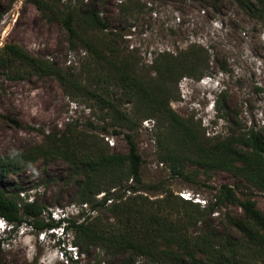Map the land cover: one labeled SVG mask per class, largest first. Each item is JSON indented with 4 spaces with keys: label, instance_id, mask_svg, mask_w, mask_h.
I'll return each mask as SVG.
<instances>
[{
    "label": "rangeland",
    "instance_id": "rangeland-1",
    "mask_svg": "<svg viewBox=\"0 0 264 264\" xmlns=\"http://www.w3.org/2000/svg\"><path fill=\"white\" fill-rule=\"evenodd\" d=\"M210 2L57 1L62 9L93 7L117 34L115 44L119 55H135L136 69L145 75H153L148 67L158 53H176L189 44H201L209 53L210 68L198 79L185 75L179 78L174 88L177 97L169 103L173 111L190 122L204 141L212 142L215 137L239 134L249 128L264 133V28L231 0H218L219 11L215 12ZM122 3L127 4L124 14L119 8ZM46 16L31 0H0V47L17 44L31 55L48 60L50 68V71L34 70L24 65L0 63V156L26 152L47 144L48 137L67 134L72 144L82 150L97 142L103 147L107 145L110 152L125 153L128 146L124 133L130 132L143 158L142 183H159L162 191L147 190L136 184L139 190H126L125 197H145L138 198L142 200L141 209L163 214L182 226L181 233L195 236L204 231H222L224 214L241 213L237 204L226 203L221 210L205 212L207 221L199 217V209L215 201L216 190L224 183L240 199H253L264 212V191L237 173L202 167L186 159L174 145L175 132L168 125L161 126L158 115L141 118L134 115L131 97H126L118 109L134 125H119L106 104L92 94L106 96L101 84L95 82L97 74L100 78L107 74L102 59L86 51L81 43L70 47L68 34L60 22ZM106 32L109 31L87 28L83 36L92 40L100 52L108 54L112 45ZM110 90L116 101L123 98L122 89L111 87ZM169 150L182 158V174L173 173L169 162L161 159ZM68 165L61 157H37L21 167H9L3 180L7 188L20 189L21 196L24 193V197H37L45 205L43 216L50 212L55 220L62 216L74 220L78 211L88 214L89 202L85 206L78 201L76 180L79 176ZM130 180L124 182L125 187ZM182 191L190 192L189 201L195 202L194 198L200 196L206 203L198 202L199 206L184 203L179 199L183 198ZM166 195L170 201L159 205L157 200ZM95 197L99 199L97 194ZM172 202L175 203L169 206ZM100 219L112 221L108 211ZM8 226L0 229V264H68L66 258L76 257L75 237L69 228L62 231L59 225L37 231L23 223L12 231ZM98 252V248H90L88 256L78 258H89L86 264H119L118 258H103Z\"/></svg>",
    "mask_w": 264,
    "mask_h": 264
},
{
    "label": "trees",
    "instance_id": "trees-1",
    "mask_svg": "<svg viewBox=\"0 0 264 264\" xmlns=\"http://www.w3.org/2000/svg\"><path fill=\"white\" fill-rule=\"evenodd\" d=\"M31 1L43 15H47V19L60 22L68 34L70 47L81 43L86 51L93 52L102 59L103 65L107 67V74L103 78L97 74L95 82L101 84L106 96L92 94L106 104L119 125H134V121L118 109L126 97H131L134 115L140 118L158 115L161 126L168 125L175 132L177 140H173L174 145L185 154L186 159L202 167L221 168L237 173L255 188L264 191V133L260 129L249 128L239 134L215 137L212 142L204 141L194 126L173 111L169 104L170 100L177 97L174 88L181 76L198 79L209 70V53L201 44H189L176 53H158L148 67L152 69L153 75H145L136 69L138 58L135 55H119L115 44L117 34L110 30L107 19L101 17L93 7L89 6L85 10L68 7L62 9L57 3L59 0ZM231 1L264 28V0ZM210 3L213 12L219 11L218 0H211ZM126 5H119L123 14ZM87 28L96 32L109 31L106 33L111 37L112 46L108 54L100 52L92 40L83 36ZM0 63L3 66L19 64L34 70L40 68L50 71L48 60L31 55L17 44L0 47ZM111 87L122 89L123 98L116 101L111 94ZM124 137L128 146L125 153L110 152L106 144L103 147L97 142L87 145V150L82 147V150L78 145L72 144L71 136L67 134L48 137L47 144H40L26 152L0 156V218L10 224L12 231L23 223L37 231L53 229L59 225H62V231L71 229L77 250L75 258H66L68 264H86L85 261L89 258L78 257L88 256L90 248H98L97 254L103 258H118L119 264H264V212L256 206L253 199H240L226 183L217 188L214 202L199 209V217L207 221L205 212L211 214L221 210L226 203L237 204L241 213L224 214L222 231H204L195 236L181 233L182 226L169 221L163 214L141 209L142 200L138 198L146 199L145 197H125L126 190H139L137 185L155 191L162 187L159 183H142L143 158L133 135L125 132ZM169 151L161 159L169 162L173 173L182 174V158L172 154V150ZM47 156L64 158L69 163L70 171L79 176L76 180L79 189L77 197L80 202H89L88 214L78 211L74 220L65 216L55 220L50 212L43 216L45 205L37 197H24V193L23 196L20 195V189L7 188L3 177L9 167H21L37 157ZM129 179L131 182L125 187L124 182ZM112 187L116 188L110 191ZM122 188L121 193L119 190ZM102 190H106L103 197L97 199L95 195ZM108 197L113 198L109 204ZM179 199L199 206L196 201ZM157 201L164 206L170 198L166 195ZM138 203L140 205H136ZM173 203L175 202L169 206ZM107 211L112 221L102 222L100 215ZM93 212L97 214L94 215Z\"/></svg>",
    "mask_w": 264,
    "mask_h": 264
},
{
    "label": "built area",
    "instance_id": "built-area-1",
    "mask_svg": "<svg viewBox=\"0 0 264 264\" xmlns=\"http://www.w3.org/2000/svg\"><path fill=\"white\" fill-rule=\"evenodd\" d=\"M106 139H108V138H106ZM110 141V140H109ZM114 190V189H113ZM129 191V190H128ZM104 193L105 192H100L99 194H97L98 195V197H99V199L100 198H102L103 197V195H104ZM180 195L183 197V198H186V199H192V197L190 196V192H186V191H182V192H180ZM112 197H108V199H107V203H110L111 201H112ZM194 200L196 201V202H200V203H202V204H205L206 203V200L204 199V198H202V197H200V196H196L195 198H194ZM85 206H87V203H83Z\"/></svg>",
    "mask_w": 264,
    "mask_h": 264
},
{
    "label": "clouds",
    "instance_id": "clouds-1",
    "mask_svg": "<svg viewBox=\"0 0 264 264\" xmlns=\"http://www.w3.org/2000/svg\"><path fill=\"white\" fill-rule=\"evenodd\" d=\"M5 225V226H4ZM8 222H6L5 220H3L2 218H0V229L4 230L6 229V227L8 226ZM9 227V226H8Z\"/></svg>",
    "mask_w": 264,
    "mask_h": 264
}]
</instances>
